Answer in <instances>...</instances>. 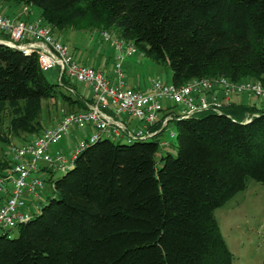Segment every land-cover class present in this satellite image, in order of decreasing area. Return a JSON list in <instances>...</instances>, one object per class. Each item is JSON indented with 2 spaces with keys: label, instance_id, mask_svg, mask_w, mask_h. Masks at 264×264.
I'll return each mask as SVG.
<instances>
[{
  "label": "trees",
  "instance_id": "1",
  "mask_svg": "<svg viewBox=\"0 0 264 264\" xmlns=\"http://www.w3.org/2000/svg\"><path fill=\"white\" fill-rule=\"evenodd\" d=\"M24 2L41 9L52 31L116 30L164 61L175 84L216 77L264 84V0ZM47 73L36 53L0 42V144L9 143L6 123L15 133L40 135L45 101L60 95L71 112L92 102L61 90L76 89L66 75L53 83ZM171 123L176 154L163 152L161 166L158 140L101 137L85 148L38 213L3 230L0 264H233L216 211L250 180L264 185V107L231 104ZM11 164L1 162L0 175Z\"/></svg>",
  "mask_w": 264,
  "mask_h": 264
},
{
  "label": "built area",
  "instance_id": "2",
  "mask_svg": "<svg viewBox=\"0 0 264 264\" xmlns=\"http://www.w3.org/2000/svg\"><path fill=\"white\" fill-rule=\"evenodd\" d=\"M0 32L8 35V39H0L1 43L25 54L36 53L44 72L56 70L59 82L66 75L78 83L87 84L93 95L86 109L74 112L62 109L61 118L55 125L43 130L30 142L12 149L11 167L0 175V196L3 197L0 230L15 228L34 216L26 197L40 200L45 191V181L32 177L41 169V164L50 173H65L75 158L101 137L126 140L127 143L158 140L160 147H169L170 142L163 136L173 120L204 112L220 113L224 104L236 95L254 96L261 99L264 106V84L258 79L235 82L227 77L194 78L185 84L154 79L144 92L132 89L126 84L123 63L140 50L133 41L115 36L111 31L104 30L101 36L105 43L116 49L117 79L114 82L102 70L79 64L69 47L55 39L52 29L42 20L16 21L0 12ZM218 89L224 94V102L216 95ZM131 120L137 121L140 127H132ZM73 128L94 131L88 139L78 141L72 159L62 151L52 153L51 147L60 143ZM170 137L175 134L171 133Z\"/></svg>",
  "mask_w": 264,
  "mask_h": 264
},
{
  "label": "rangeland",
  "instance_id": "3",
  "mask_svg": "<svg viewBox=\"0 0 264 264\" xmlns=\"http://www.w3.org/2000/svg\"><path fill=\"white\" fill-rule=\"evenodd\" d=\"M24 0H0V10L7 12L8 5L13 2ZM32 8L38 11L40 14L41 9L32 5ZM108 31V30H107ZM102 29L97 27L90 29L78 30L75 28H66L64 30L55 29L53 35L58 41H64L69 44L68 47L76 51V54L85 55L89 57H95L97 54H101L108 60L110 64L115 63V59H112L114 54L113 48L105 43L101 36ZM115 36L117 31H111ZM63 43V42H62ZM141 51L133 57H127L123 63L124 72L126 71L125 64L128 61L143 60L142 64H138L135 75L130 79H140L142 83L152 82L154 79H162L165 82L172 81V72L170 67L164 61H156L150 56H141ZM78 58V57H77ZM79 60V58H78ZM57 71L53 70L47 73L49 80L53 83L58 82ZM72 82L77 86L78 90L83 94L92 95V89L83 83H78L74 80ZM65 94L76 98L74 93H71L67 89H61ZM253 102L263 103L261 99L253 98ZM259 101V102H258ZM64 109L71 112L68 106V101L62 99L59 95L54 100L45 101L43 105V111L41 113V121L43 124L42 131L50 126L56 124L61 118V110ZM72 111H80L75 108ZM11 116V111L8 110L4 113L3 118L8 120ZM56 122V123H55ZM79 129H71L65 138L55 145V147L66 146L69 149L74 147L79 139L82 137V133ZM174 133L175 137L171 138L170 134ZM4 134L8 138L9 143L0 144V163L12 158V149L14 147L22 146L27 142H30L38 135H29L22 132H13L8 128V123L4 125ZM177 129L175 125L171 123L169 129L164 133L163 139L167 140L171 144L176 142ZM121 144H126V140H115ZM171 151L173 154L175 150L171 147H167L163 150L161 147L157 155V161L160 163L161 154L165 151ZM64 173L55 174L56 178L63 176ZM55 193L50 192L49 197H53ZM3 198V197H2ZM45 202L46 198L42 199ZM41 202V199H33L32 203ZM38 213V212H37ZM216 218L219 223L222 234L227 241V244L233 253V264H264V185L250 180L248 186L244 191L239 192L232 200L227 202L225 206L217 209ZM3 234V230H0V235ZM12 236H17L16 230H11Z\"/></svg>",
  "mask_w": 264,
  "mask_h": 264
},
{
  "label": "crops",
  "instance_id": "4",
  "mask_svg": "<svg viewBox=\"0 0 264 264\" xmlns=\"http://www.w3.org/2000/svg\"><path fill=\"white\" fill-rule=\"evenodd\" d=\"M7 7H8V10H7V12H5V14L8 15L10 18L15 19L16 21L34 22L36 20H42V17H41L42 11H40V14H38V11H36L35 9L32 8V4H27L25 2L16 1V2H13V4L10 3V5H8ZM0 12H2V11L0 10ZM2 14H4V12H2ZM60 42H63L69 46V44L64 42V41H60ZM109 45L113 48L114 54L112 55V59L114 60L116 57V49L114 48V46L112 44H109ZM69 50L73 54L75 60L79 64L91 66V67H94L98 70H102L105 73V75L111 81H113V82L116 81L117 77L115 74V63L114 62H112L110 64V60H108L107 58H105L101 54H97V56H95V57H89V56H85V55L81 54L79 57V55L76 54V51H74L70 47H69ZM141 56H145V55H141ZM77 57L79 58V60ZM124 61H126V60H124ZM142 63H143V60L138 61L136 59H135V61L131 60V61L126 62V64H125V67H126L125 81H126V84L128 87L135 89L137 91L144 92L150 87V85H151L150 82L142 83V81L140 79H138V80L136 78L134 80L130 79L132 76L135 75V72L137 71L136 68H137L138 64H142ZM72 93H74L76 95V98L92 99V97H93V95L87 96V95L83 94L81 91L78 90L77 86H76V89H74L72 91ZM216 95L220 101H223V102L225 101V97H224L222 90L218 89L216 92ZM253 98H255V97L247 95V94L236 95V96L232 97V99L229 101V103L226 102L224 104L223 108H225L231 104H233L235 106H243V107H253V106L264 107L263 103H261L259 101H258L259 103L253 102L252 101ZM247 116H248V114L243 116L245 118V120L248 118ZM130 125L132 127H135V128L140 127V124L135 120H131ZM51 126H53V125H50V126L46 127L45 129H47ZM93 131L94 130L90 129V128L86 129L82 133L81 138L88 139L91 132H93ZM74 148H75V145H74V147H72L70 149L66 146L55 147V145H54L51 147L50 150L52 153H55L56 151H62L70 159H72V154H73ZM32 177L42 178L46 184L45 191L43 192L42 197H41V202L34 204V203H32L33 199L30 196L26 197L29 205L31 206L32 212L36 213L40 210V207L44 204V201L42 199L46 198L48 201L50 192L54 193V180H56L57 178L55 177V174H51L45 169L44 164H41V169L39 171H37L36 173H34L32 175ZM47 201L45 200V202H47ZM2 203H3V198H2V196H0V205Z\"/></svg>",
  "mask_w": 264,
  "mask_h": 264
}]
</instances>
